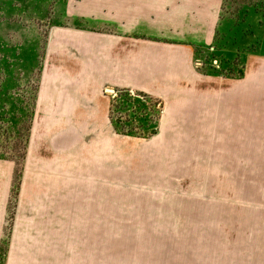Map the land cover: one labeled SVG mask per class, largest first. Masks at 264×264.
<instances>
[{
	"label": "crops",
	"instance_id": "obj_1",
	"mask_svg": "<svg viewBox=\"0 0 264 264\" xmlns=\"http://www.w3.org/2000/svg\"><path fill=\"white\" fill-rule=\"evenodd\" d=\"M219 11L220 0L68 7L107 29L49 33L13 207V166L0 158L2 264H264V245L158 238L155 224L116 221L118 182H147L150 167L176 165L187 151L201 160L214 148L264 150V64L251 55L236 77L195 64L196 48L213 42ZM107 88L164 98L154 135L118 131Z\"/></svg>",
	"mask_w": 264,
	"mask_h": 264
},
{
	"label": "rangeland",
	"instance_id": "obj_2",
	"mask_svg": "<svg viewBox=\"0 0 264 264\" xmlns=\"http://www.w3.org/2000/svg\"><path fill=\"white\" fill-rule=\"evenodd\" d=\"M87 1L0 0V158L13 166L9 207L15 204L34 125L50 31L64 26L107 29L68 14L71 4ZM195 54L200 64L196 66L225 77L240 76L251 55L264 64V0H220L213 42L196 48ZM126 91L110 92L112 121L120 132L151 137L166 109L165 99ZM136 145L133 139V150ZM184 154L176 165L150 167L147 182H118L116 221L155 224L163 228L150 232L158 238L264 245V150L242 155L214 148L212 157L201 160L190 158L189 151ZM140 236L134 232V239Z\"/></svg>",
	"mask_w": 264,
	"mask_h": 264
},
{
	"label": "trees",
	"instance_id": "obj_3",
	"mask_svg": "<svg viewBox=\"0 0 264 264\" xmlns=\"http://www.w3.org/2000/svg\"><path fill=\"white\" fill-rule=\"evenodd\" d=\"M240 74H242V73H240ZM126 92L129 93V95H130V92L129 91H126ZM121 93H125V92L121 91ZM135 93L137 94V96L141 95L142 97H145V98H148V99L151 98V96H149V95H147L145 93H142V92H135ZM156 131H157V123L153 127L151 134L155 133ZM122 133H128V134H132L133 135V133H131V132H122Z\"/></svg>",
	"mask_w": 264,
	"mask_h": 264
},
{
	"label": "built area",
	"instance_id": "obj_4",
	"mask_svg": "<svg viewBox=\"0 0 264 264\" xmlns=\"http://www.w3.org/2000/svg\"><path fill=\"white\" fill-rule=\"evenodd\" d=\"M197 62H198V59H196V62H195V63H196V65H200V64L197 63ZM130 91L132 92V93L130 92L131 94H134V95H135V92H134V91H132V90H130ZM133 92H134V93H133Z\"/></svg>",
	"mask_w": 264,
	"mask_h": 264
},
{
	"label": "water",
	"instance_id": "obj_5",
	"mask_svg": "<svg viewBox=\"0 0 264 264\" xmlns=\"http://www.w3.org/2000/svg\"><path fill=\"white\" fill-rule=\"evenodd\" d=\"M107 91H108V92H113L114 89H113V88H107Z\"/></svg>",
	"mask_w": 264,
	"mask_h": 264
}]
</instances>
